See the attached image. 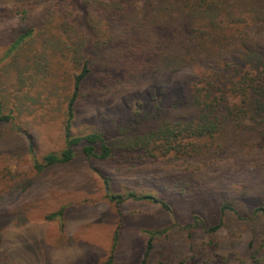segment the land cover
Wrapping results in <instances>:
<instances>
[{
	"label": "rangeland",
	"instance_id": "rangeland-1",
	"mask_svg": "<svg viewBox=\"0 0 264 264\" xmlns=\"http://www.w3.org/2000/svg\"><path fill=\"white\" fill-rule=\"evenodd\" d=\"M121 1L84 0L80 7L77 0L61 5L0 0V102L2 114L13 116L0 124V220L8 218L0 246L9 257L5 264H138L148 230L164 231L155 239L148 264H264V215L256 211L264 208L263 149L248 144L209 159L174 152L107 159L78 153L69 163L35 168L45 154L64 146L67 104L81 69L72 21L81 24L82 9L89 8L99 18L92 27L95 44L106 43V6L122 12L136 2ZM226 1L216 0L211 7L224 12L251 9L252 2L264 5V0ZM170 6L161 5L155 19L173 11ZM28 30L32 35L12 49ZM257 37L251 34L249 41ZM180 68V73H193L189 66ZM96 78L76 100V134L104 132L121 108L129 103L136 110L133 104L157 88L148 75L138 86L101 89ZM130 191L165 198L171 211L146 199L117 204L108 196ZM223 204L236 211L221 212ZM220 222L215 232L204 228Z\"/></svg>",
	"mask_w": 264,
	"mask_h": 264
},
{
	"label": "trees",
	"instance_id": "trees-1",
	"mask_svg": "<svg viewBox=\"0 0 264 264\" xmlns=\"http://www.w3.org/2000/svg\"><path fill=\"white\" fill-rule=\"evenodd\" d=\"M64 1L74 0H55L58 5ZM152 1L156 3L140 4L136 0L134 6L122 12L116 6H106L104 20L110 24V37L101 45L95 44L97 38L92 31L99 19L94 12L81 8V24L72 21L78 36L76 61L81 69L74 75L73 95L67 104L64 146L60 151L45 154L43 163L36 161L37 170L69 163L78 153L107 159L117 154L154 157L174 152L209 159L248 144L256 147L255 150H264V13L261 10L264 5L252 2L251 9L235 7L223 12L211 7L216 0ZM82 2L77 0L80 7ZM166 3L173 11L163 12L156 20V12ZM250 11L253 14L248 16ZM238 13L242 21L236 22ZM251 34L261 39L249 41ZM31 35V30L20 34L12 49ZM183 66L192 68L193 73H180ZM146 75L153 78L157 88L133 104L136 110L129 103L125 105L115 119L111 118L104 132H74L76 100L90 79L97 77V89L126 84L133 87ZM2 108L0 102V124L13 118L9 113L2 114ZM205 191H209L208 187ZM198 193L199 190L195 195L199 196ZM108 196L117 204L127 199H146L171 211L165 198L150 192H108ZM226 210L236 211L233 206L223 204L221 212ZM256 211L264 215L263 207ZM7 219L5 215L0 220V246ZM221 225L222 222L204 228L212 233ZM163 232L147 231L138 264H148L155 239ZM4 252L0 250V264L9 259ZM253 255L255 251L252 258ZM110 263L107 260L102 264Z\"/></svg>",
	"mask_w": 264,
	"mask_h": 264
}]
</instances>
